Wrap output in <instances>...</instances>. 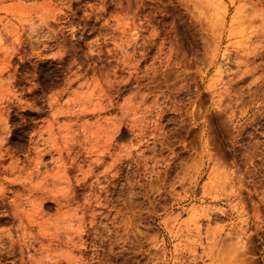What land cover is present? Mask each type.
<instances>
[{
    "label": "rangeland",
    "instance_id": "374dc122",
    "mask_svg": "<svg viewBox=\"0 0 264 264\" xmlns=\"http://www.w3.org/2000/svg\"><path fill=\"white\" fill-rule=\"evenodd\" d=\"M0 264H264V0H0Z\"/></svg>",
    "mask_w": 264,
    "mask_h": 264
}]
</instances>
